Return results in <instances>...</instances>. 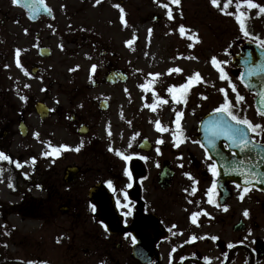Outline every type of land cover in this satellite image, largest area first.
I'll return each mask as SVG.
<instances>
[{"label": "flooded vegetation", "instance_id": "1", "mask_svg": "<svg viewBox=\"0 0 264 264\" xmlns=\"http://www.w3.org/2000/svg\"><path fill=\"white\" fill-rule=\"evenodd\" d=\"M112 70L118 68L105 74ZM118 84L104 77L101 85L92 81L91 88ZM167 85L161 79L155 82L160 90L151 87V92L136 94L126 104L100 97L91 107H84L80 102L90 97L89 87L72 77L61 88L66 103L36 101L48 107L44 117L35 110L40 124L48 128L40 137L49 140H40L45 145L43 153L52 154V148L60 145L69 147L59 157L37 155L28 167L32 173H25L23 157L14 156L7 146L0 145L10 157L0 160V187L18 198L7 203L0 198V226L18 228L8 220L12 213L23 221L36 215L40 222L27 243V235L15 243V253L8 246L2 248L0 264H264V182L245 184L239 173L225 171L217 153L229 161L243 159L237 157V150L228 147V141L220 143L219 151L206 154L198 136L204 115L199 113V100L187 110L198 113L197 119L187 133H180L177 147L172 133L176 131L178 110L164 108L175 102ZM159 98L168 103H157ZM152 103H156L155 111L147 106ZM235 112L264 125V116L254 109L235 108ZM0 120L9 127L7 115ZM157 120L169 128L167 133L156 128ZM24 127L22 136L29 131L28 124ZM251 135L264 144V134ZM58 139L62 142L51 144ZM160 139L163 143L158 144ZM81 143L83 146L76 151ZM110 145L132 159L123 160L109 150ZM16 162L22 167H16ZM210 163L218 165V176L209 170ZM71 166L76 171L70 174ZM125 167L132 171L131 180L124 175ZM257 171H264V164ZM109 180L112 187L108 186ZM213 180L217 184L212 196L215 203H209L208 189ZM129 183L131 188L127 187ZM129 210L131 215H125ZM193 212H200L195 223ZM193 235L197 237L194 241L190 239ZM132 236L136 237L135 244Z\"/></svg>", "mask_w": 264, "mask_h": 264}, {"label": "rangeland", "instance_id": "2", "mask_svg": "<svg viewBox=\"0 0 264 264\" xmlns=\"http://www.w3.org/2000/svg\"><path fill=\"white\" fill-rule=\"evenodd\" d=\"M45 1L54 10L53 19L31 23L12 0H0V119L7 115L9 123L7 127L0 120V145L7 146L14 156L23 157L25 173H32V168L28 167L32 166L33 157L45 156L42 151L45 145L40 140L49 142L48 138H40L48 128L40 124L34 103L45 99L53 105L57 101L66 103L61 88L68 78L76 77L89 87L90 97L80 102V105L91 107L95 99L100 97L119 99L126 104L129 99L137 97L136 94H148L151 87L160 90L161 86L156 87L155 82L161 79L165 80L167 86L180 85L187 81L188 76L199 72L202 80L193 83L189 90L191 96L189 98L187 95L186 102L172 101V104L164 106L170 112L177 109L182 114L181 125L185 133L189 125L195 123L198 114L194 111L188 113L187 110L193 108L194 102L198 100L200 114L223 103L222 88L227 91L228 98L233 97L232 103L236 109L252 110L251 96L232 75L234 66L231 53L238 51L239 41H255V37L264 39V13L258 15L259 9H248L246 5L242 8L247 13L245 25L251 34L250 38L243 34L234 15L220 10L224 8L226 0H218L219 7L213 6L211 0H180L178 5H173L171 0H100L99 4L96 0ZM235 2L229 5L227 12H236ZM254 2L264 6V0ZM117 4L124 9L126 24L120 19L121 12ZM169 8L173 13L171 19L166 15ZM6 15L13 16L14 20L3 25L1 21ZM18 15L23 18L19 26L16 23ZM180 25L186 28L184 36L179 34ZM129 40H132L130 45L126 43ZM41 46L51 48V55L46 59L38 55ZM16 49H21L20 65L16 63ZM176 49L178 52H175ZM212 57L221 62L245 103L240 101L237 104L236 93L231 91L229 80L220 79L219 70L211 62ZM224 61L227 63H222ZM33 65L39 67L36 74L31 72ZM92 65L97 66L95 72L91 71ZM112 68L126 71L130 79L115 86L91 88L94 80L101 85L105 73ZM176 68L182 71H174ZM170 69L173 71L169 72ZM156 73L160 76L149 75ZM139 76L148 79L142 80ZM153 78L158 81L151 83L150 79ZM141 82L149 83L150 87L147 90L141 88ZM20 117L29 127L26 136L18 131ZM61 142L58 139L51 144ZM67 151L65 149L63 152L62 149L60 154ZM48 155H52L51 152ZM0 198L6 203L18 200L3 187H0ZM8 215V220L18 226L15 233L19 240L25 235L28 237L24 242L34 237L40 224L35 213L34 217L24 221L18 214ZM8 250L12 253L18 250L13 240L9 239Z\"/></svg>", "mask_w": 264, "mask_h": 264}, {"label": "snow or ice", "instance_id": "3", "mask_svg": "<svg viewBox=\"0 0 264 264\" xmlns=\"http://www.w3.org/2000/svg\"><path fill=\"white\" fill-rule=\"evenodd\" d=\"M14 4H19L20 0H12ZM43 0H39V3H42ZM96 3L99 4L100 0H96ZM171 3L173 5H178L180 3V0H171ZM211 3L213 6L219 7L218 0H211ZM234 0H226V3L224 5V8H221L220 10L222 12H225V14L228 15H234L236 21L238 22L240 29L243 31V34L246 37H251V34L247 31L246 25H245V20L247 19V13L242 10L243 6H247L248 9H259V12L257 13L258 15L260 13H264V6L255 3L254 0H236L235 2V8L236 12L235 13H229L226 11V9L229 7V5L233 4ZM25 7L31 9L33 12H38L39 11V6L37 3V0H32V3H27L25 4ZM117 8L120 9L121 16L120 19L122 22L125 24L127 23L124 19V9L120 5H116ZM164 7H168L167 4L164 5ZM166 15L171 19L173 18V13L172 10L169 8L167 11ZM27 31V30H25ZM190 31V30H189ZM149 32L151 33V29H149ZM186 33V28L184 25L179 26V34L181 36H184ZM198 39V37H196ZM256 43L259 44L261 49H264V39H261L259 37L254 38ZM129 45L132 43V40L127 41ZM192 45L190 44L189 47ZM62 47V46H61ZM20 53L21 49H16L15 54H16V63L20 65ZM211 62L217 69L219 70L220 73V79L221 80H229V83L231 85V91L233 93H236V101L237 104L242 101L244 98L239 95L237 92L235 84H232L229 77L227 76L225 69L221 66V62L217 60L216 57L211 58ZM222 63H227V61H224ZM245 63L251 65V54H249V57L246 59ZM96 65L91 66V71L95 72L96 70ZM173 69H170L169 72H172ZM176 72H181L182 69L176 68L174 69ZM260 73H264V64L261 65H255L248 67L247 71L245 74L241 75V79H244V76L247 75L248 77H253L256 76ZM149 75H159V74H149ZM202 80V77L200 76L199 72H196L194 75L188 76L187 81L185 83L180 84L179 86L172 85L167 88V92H169L172 96V99L176 103H181V102H186V97L187 94L193 85V83H198L199 81ZM248 86H251V83H249ZM141 88H144L147 90L150 87V84H141ZM222 93H224V98H223V103H221L217 108L213 109V113L215 115H211L210 119L207 121L205 124V132L207 133L206 139L207 143L212 146L213 149L216 148L217 146V140L220 138H225L227 141L230 143L228 144L229 148H237L240 150L241 153H246L248 151L256 152L257 158L258 159H253L252 157H246L245 159H241L238 161H229L227 160L222 153H217V155L220 157L221 161L225 164V171L229 173H239L244 177L245 184H251L253 180H260L261 182H264V171H255L254 170V165L258 166L259 161H264V144H262L260 141L256 140V138L252 135L251 133H256L257 135L259 134H264V125L256 123L254 124L251 120L247 118V116H240L236 114L235 112V107L232 103V101L228 98V93L225 89H220ZM155 95V93H154ZM259 95L262 97L260 104L257 109V114L264 116V91L260 92ZM206 98V97H205ZM21 99H26V97H21ZM157 103L160 104H166L168 101L163 98H159ZM149 108H151L153 111L156 110V103L148 104L147 105ZM181 113H177V119L175 121V126H176V131L172 133L174 140L176 141V146H179V143L181 142L180 140V133H182L183 129L181 128L180 124V116ZM155 126L160 132H167L169 131L168 127L162 126L161 122L159 120L155 121ZM38 136V133L36 134ZM109 135H111L109 131ZM138 135V133H137ZM157 143H163V140L160 139L157 141ZM83 144L79 147H77L75 150L79 151L80 147H82ZM51 147V145H50ZM69 146L67 145H60L58 147H53L52 148V154L57 155L60 153L62 149H66ZM259 149V151H257ZM110 151H115V154L119 157H121L125 161H130L132 159L131 155H126L123 151L119 149H113L111 145L109 146ZM159 151V149H157ZM207 154V150H206ZM43 155L47 156L48 153L45 152ZM209 159L211 157L209 156ZM0 160H10V157L5 154L4 152L0 151ZM33 163L35 162V158H32ZM16 167H22V165L19 162H16ZM209 170L212 172L213 176H218L219 171H218V165L216 163H210L208 165ZM2 171V170H0ZM124 175L129 178V180L132 179V171L128 168H124ZM186 176H189L191 178L190 173H185ZM194 184L196 183L193 181ZM108 186L112 187V181L109 180ZM11 186V185H10ZM238 188L241 187V185L237 184L236 185ZM39 187V185H38ZM128 188L132 187V184L129 183L127 185ZM217 188L216 181L213 180L211 187L208 189V194H209V203H215V201L212 199L213 194H215ZM195 190V189H193ZM249 189L247 187L244 188V192H247ZM187 191V189L185 190ZM125 199H127V192L124 194ZM241 199H243V193H241L240 196ZM119 205V201H118ZM219 206V205H218ZM93 210H95V205L92 206ZM224 210H227V205L224 206ZM200 214V212H193L191 214V219L195 223L196 222V217ZM249 213L247 210H245L244 215L247 216ZM125 215H131V211L125 212ZM103 223V222H101ZM105 228H107V225H104ZM128 235H131L130 233ZM213 239H216V237H212ZM191 240H196L197 237L193 235ZM132 242L133 244L136 243V237L132 236ZM183 259V258H182ZM209 258L205 257V260H208ZM31 264V262H30ZM42 264H46V262H42Z\"/></svg>", "mask_w": 264, "mask_h": 264}, {"label": "water", "instance_id": "4", "mask_svg": "<svg viewBox=\"0 0 264 264\" xmlns=\"http://www.w3.org/2000/svg\"><path fill=\"white\" fill-rule=\"evenodd\" d=\"M27 3H32V0H20V5H22L27 12L29 13L30 17L32 19H37L40 15H46V16H51L50 11L42 4L39 3V0H37L38 6H39V11L38 12H33L31 9L25 7V4ZM241 52L233 57V61L236 63L237 66H244V72L243 74L246 73L248 67L255 66V65H261L264 64V49H261L258 45L252 43V42H245L240 46ZM42 53L47 55L48 50L43 49ZM249 54H251V65L245 63L246 59L249 57ZM121 76L122 79L125 78L124 75L117 74ZM117 75H109V78ZM242 81L247 85L248 90L251 92L256 93V105L259 106L260 101L262 97L259 95L260 92L264 91V73H260L256 76L253 77H248L247 75L244 76V79ZM249 83H251V86H248ZM70 174L75 172V169H70L69 170ZM70 180V178H69Z\"/></svg>", "mask_w": 264, "mask_h": 264}]
</instances>
